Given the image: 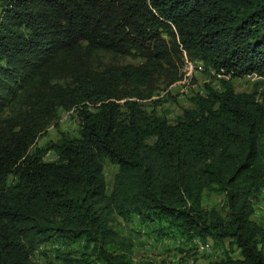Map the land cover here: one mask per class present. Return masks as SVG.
Instances as JSON below:
<instances>
[{"label": "trees", "instance_id": "trees-1", "mask_svg": "<svg viewBox=\"0 0 264 264\" xmlns=\"http://www.w3.org/2000/svg\"><path fill=\"white\" fill-rule=\"evenodd\" d=\"M0 11V264H133L121 221L212 246L221 257L208 264H264V88L232 84L264 81V0H0ZM184 53L229 79L172 124L141 100ZM70 110L79 137L62 134L47 162L36 143ZM105 160L118 166L110 191ZM212 194L224 213L205 207ZM52 241L57 261H35Z\"/></svg>", "mask_w": 264, "mask_h": 264}, {"label": "rangeland", "instance_id": "rangeland-1", "mask_svg": "<svg viewBox=\"0 0 264 264\" xmlns=\"http://www.w3.org/2000/svg\"><path fill=\"white\" fill-rule=\"evenodd\" d=\"M194 61L184 54L181 60L177 59L175 68L157 76L155 90L146 91L151 96L149 99L141 100L142 109L147 114H151L155 110L159 115L167 117L169 122L174 124L184 110L194 108L193 99L197 95L205 94L206 84L211 85L217 91H223L221 80L228 79V77L217 74L211 68L207 69L203 63ZM123 62L126 64L140 63L139 60L134 58H126ZM191 62L194 63L193 68L189 67ZM171 73L177 74L180 80L173 82ZM232 84L236 91L240 93L260 94L264 88L263 79L256 75L235 78L232 80ZM123 102L121 101V103ZM92 109L95 108L92 107ZM80 129V121L74 110L61 111L57 122L53 123L47 133L37 141L34 149L44 155L45 161H58L57 155L49 149V146L58 143L63 138L62 134L68 138H78ZM104 165L108 190L110 191L118 166L107 160H105ZM204 205L209 210L216 209L224 213L225 197L217 194L208 195L204 200ZM255 211L254 219L264 222V188L256 194ZM155 227L154 224H147L143 227L136 221L130 223L121 221L116 225L123 237L132 239L134 242L132 250L133 264H143L144 262L154 264H208L221 257L216 254H205L213 253L212 246L199 244V252L196 250V245L180 243L174 238H158L153 233ZM209 245H212V243ZM58 247L63 246L56 241L41 245L36 252L35 261L39 263L56 262L59 255ZM209 248L210 250H208ZM81 250V248L73 246L71 253L73 256L78 257ZM234 255L238 256V252H235Z\"/></svg>", "mask_w": 264, "mask_h": 264}, {"label": "clouds", "instance_id": "clouds-1", "mask_svg": "<svg viewBox=\"0 0 264 264\" xmlns=\"http://www.w3.org/2000/svg\"><path fill=\"white\" fill-rule=\"evenodd\" d=\"M186 56H187V54L186 53H184ZM194 62H199V63H202V62H200V61H194ZM193 66H194V63L193 62H191L190 64H189V67L190 68H193ZM226 77V76H225ZM228 79H229V77H228ZM62 249H64L63 247H61Z\"/></svg>", "mask_w": 264, "mask_h": 264}, {"label": "built area", "instance_id": "built-area-1", "mask_svg": "<svg viewBox=\"0 0 264 264\" xmlns=\"http://www.w3.org/2000/svg\"><path fill=\"white\" fill-rule=\"evenodd\" d=\"M208 250H210V248H209ZM208 250H207V251H208Z\"/></svg>", "mask_w": 264, "mask_h": 264}]
</instances>
